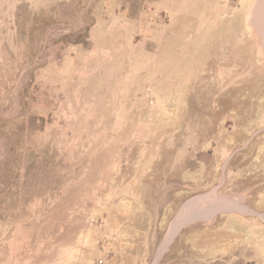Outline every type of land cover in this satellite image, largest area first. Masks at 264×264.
<instances>
[{
	"label": "rangeland",
	"instance_id": "1",
	"mask_svg": "<svg viewBox=\"0 0 264 264\" xmlns=\"http://www.w3.org/2000/svg\"><path fill=\"white\" fill-rule=\"evenodd\" d=\"M48 1L0 0V264H264V0H90L46 76Z\"/></svg>",
	"mask_w": 264,
	"mask_h": 264
},
{
	"label": "crops",
	"instance_id": "2",
	"mask_svg": "<svg viewBox=\"0 0 264 264\" xmlns=\"http://www.w3.org/2000/svg\"><path fill=\"white\" fill-rule=\"evenodd\" d=\"M62 3L56 4V2H47L46 10L48 11V18L45 24L48 25H61L65 26L64 31H60V36L54 34V37H57L56 46L48 45L46 48L45 62L46 67H44V75L52 76L53 75V63L55 58L61 59L59 62V66L64 67L61 71L66 70V68L71 67L72 65H76L77 58H80L82 55V49L79 45V35L84 34L83 39L85 41H89L91 38V32H88V27L94 24L92 20L95 17L96 13V5L95 3H91L90 0H60ZM38 5V7H42L41 3H35L33 5L30 2L28 7H30V11L33 14V9ZM109 9V8H108ZM110 10H108L109 12ZM31 14V15H32ZM54 19V20H51ZM32 24H36L35 21H31ZM49 29V28H48ZM91 30V29H90ZM49 31V30H48ZM68 35H70L68 37ZM52 36L47 40H51ZM64 37V39H63ZM65 40H69L66 41ZM60 43V44H59ZM22 82L21 86L26 83L24 80H20ZM19 81V82H20ZM35 83V81H31L30 83ZM15 83V82H14ZM18 83V82H17ZM31 84L27 85L30 86Z\"/></svg>",
	"mask_w": 264,
	"mask_h": 264
},
{
	"label": "bare ground",
	"instance_id": "3",
	"mask_svg": "<svg viewBox=\"0 0 264 264\" xmlns=\"http://www.w3.org/2000/svg\"><path fill=\"white\" fill-rule=\"evenodd\" d=\"M194 203V202H193ZM231 211H235L237 210L238 212L240 213H250L248 209L244 208V207H239V208H236L235 210L233 209H229ZM262 218L264 219V217L262 216ZM190 220H193L191 217L187 218L184 223H183V226L184 225H187L188 222ZM182 226V221H178L176 223L173 224L172 228H171V231L168 235V238H167V241L166 243L164 244V246L161 248V250L159 251V254L157 256V259H156V263L159 261V259H161L163 253L168 249L170 243L174 240V238L176 237V235L178 234V232L180 231V228Z\"/></svg>",
	"mask_w": 264,
	"mask_h": 264
}]
</instances>
